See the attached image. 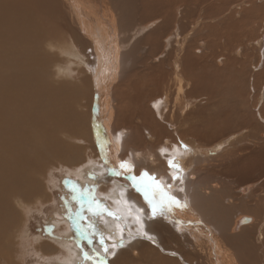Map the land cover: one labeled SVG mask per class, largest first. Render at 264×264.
<instances>
[{"label": "bare ground", "instance_id": "1", "mask_svg": "<svg viewBox=\"0 0 264 264\" xmlns=\"http://www.w3.org/2000/svg\"><path fill=\"white\" fill-rule=\"evenodd\" d=\"M66 47L87 58L78 83L57 68ZM250 79L264 122V0H0V264H16L21 240L61 264H94L85 249L106 264H264V131L242 113ZM219 125L245 132L224 146L208 138ZM85 161L89 184L63 180L65 207L87 192L96 232L78 229L76 259L69 236L30 239L26 222L52 200L48 170ZM143 172L183 207L155 221L132 186ZM118 175L128 184L109 185ZM135 195L149 219L125 201Z\"/></svg>", "mask_w": 264, "mask_h": 264}, {"label": "rangeland", "instance_id": "2", "mask_svg": "<svg viewBox=\"0 0 264 264\" xmlns=\"http://www.w3.org/2000/svg\"><path fill=\"white\" fill-rule=\"evenodd\" d=\"M66 48H67V50L65 51ZM66 48L63 50L62 53H59V59H60L59 61H61L62 63L59 62L57 68L61 70V72L63 73V74L62 73L61 74L63 75V77L67 78V81L69 80L70 83H73V82L78 83L79 80L82 81L83 77L88 75L85 65L82 64L86 61L87 58L82 53H81V56L80 55L78 56V49L75 47H71V48H73V50L70 47H66ZM196 54H199V52L196 51ZM219 54L220 53L217 52L216 56ZM59 64H61V65H59ZM62 68H63V70H62ZM260 69L261 68L258 65L257 70H260ZM250 70L252 72L251 75L254 74V72H256V71H254L255 69H252L251 67H250ZM249 82H250L249 84H251V85H249V84H247L248 86L245 85L244 93H242L243 91L241 92L242 93L241 97L245 101L246 100L247 101L246 102L242 101V104L244 103L242 105L243 108L241 107L243 109V111H242V109H240L239 111H242V113L245 112L246 115L249 114L247 116L251 117V119L253 118L255 122L258 121L257 123H259L262 126V129L264 131V122H262L259 119L258 113H257V109L260 107L259 102L256 105V107H253V105H254V102H253L254 97L252 98L253 93H254V91L252 89L253 88V86H252L253 82L251 81V79ZM263 89H264V85H263V87L260 88V90L255 88V92L261 93V94H259V96H261L262 93L264 92ZM249 92H250V97L247 96L249 94ZM95 97H97L96 92H94V98ZM204 97H207V96L204 95ZM87 99H88V97L85 99V103H86ZM253 119H252V121H253ZM92 123H93V121H91L93 140H94L95 148H97V151H99L98 144H97L98 139H97V135L95 133L96 131L94 130ZM227 126H226V128H227ZM216 127L218 129H220L219 135H216L219 133V131L217 130ZM221 127H223V128L221 129ZM226 128H225V126L219 125V126H215V128L209 129V131H207L209 133L208 138L210 139L212 137L211 139H213L217 136H221V138L218 139V141L216 140V142H218V144L222 143V144H224V146H226L229 141H232V139L234 140L235 138L244 134V132H245V130H242V131H230L228 133V131H227L228 128L227 129ZM215 129L218 131V133ZM224 129H226V130H224ZM210 130L211 131L213 130V131L211 132ZM222 130H224L225 132L224 131L222 132ZM215 131H216V133H214ZM233 132H236V133H233ZM213 133H214V136H213ZM221 133H223V135H221ZM226 133H228V134H226ZM219 141H221V142H219ZM97 157H99L98 154H97L94 161H97L100 158V157L99 158H97ZM193 157H195V153H194ZM86 162L87 161H85V164H83L82 168H80V169L78 168L79 170L78 169L74 170L73 173L69 172V170L67 168H63V167H56V168L52 167L50 170H48L46 176H47V178L49 177V179L47 182L43 181V184L48 185L47 192L52 197V200H51V202L45 204L44 206H42L40 208L32 209V211L28 214V218H27V222H26L27 232L25 234L28 235V238H30V239L40 238L42 240L52 241L51 243L55 244L54 243L55 241H60L63 237L69 236V238L65 241H67V243L70 244V247H69L70 251L75 252V253L73 252L74 253L73 258H75L76 255L78 256L77 251H79V249L81 251L83 250V247H82L83 241L82 240H84V239H83V237H81L82 233L80 234L78 229H81L83 231V233L88 232V229H90L88 226V222L90 221V217H88L89 215L85 216L84 214L89 213V208H90L89 204H91V203H89V201L86 202L84 194H87V192H83V194L76 195L74 200H70L68 203V206L65 207L62 201H63V196H64L63 195L64 189H65V187H67V185H66V183L64 185V181L70 180L74 183H77L80 186L85 184V182H86V184L87 183L89 184L91 180L89 177H87V175H82V169H86V171L90 172V174H91V172L94 171L92 168H94L95 165L93 164V161H90L88 163H86ZM88 167H89V169H88ZM136 175L138 176V178H140L141 173L136 174ZM55 181L56 182L58 181V182L56 183ZM110 182L111 183H109V185H113L116 187H118L120 185V183H123V184L127 183L128 184V180H126L125 178H121L119 175L115 176V178H113L112 181H110ZM241 189H238L237 191H235L236 194L240 193ZM105 194H109V190ZM104 196L106 197V195H103V197L101 196L102 200H105ZM135 197H137V199H138L137 202H134L131 197L128 200L127 196L125 197V201H127L131 205L132 209H134L133 210L134 215L141 213L144 218H148V211H147L149 209L148 206L145 204L144 200H142V198L139 195H135ZM92 199L94 200L96 198H92ZM124 206H126V204ZM114 213H116V211H114ZM91 214L92 213H90V215ZM134 215H133V217H134ZM93 216L94 215L92 214V217ZM154 219H155V221L160 220L157 216L154 217ZM150 220H152L151 217H150ZM72 239H74L73 243H71ZM76 239H78V243H77ZM140 241L143 243H147L150 245V247L154 248L152 245L154 243H150L151 240L148 241V240L142 239ZM20 242H19V245H17V247H16L17 256H14V261L16 262V264H47L50 262H52V264H61L60 260L58 261V260L53 259V260L49 261L46 259V257H42L39 253H36L34 250V247H36V244H34L33 246H30V247L29 246L25 247L23 245L24 241L21 240ZM59 249L62 250L63 248L59 246ZM154 249L157 250L156 248H154ZM158 250L160 251V249H158ZM63 251H64V249H63ZM85 251L88 252L90 250L85 249ZM184 251L188 252V253L191 252L187 248H184ZM161 255L167 256L169 258H174L178 261V259L176 257H170V256L162 254V253H161ZM89 257H90V255H89ZM91 257H93L92 254H91ZM42 258H44V259H42ZM76 259H80L79 256L76 257Z\"/></svg>", "mask_w": 264, "mask_h": 264}, {"label": "snow or ice", "instance_id": "3", "mask_svg": "<svg viewBox=\"0 0 264 264\" xmlns=\"http://www.w3.org/2000/svg\"><path fill=\"white\" fill-rule=\"evenodd\" d=\"M183 147L185 149H187L186 145H183ZM164 150L162 149V152ZM169 167H177V165L174 164V162L172 160L168 161ZM132 165L129 164L128 162H124L122 161L120 163V168L127 171L128 173H131L132 171ZM119 174V173H117ZM145 178H147V180L149 181V183H143V181L145 180ZM132 179V186L136 188V190L138 192H141L144 196L145 201L148 203L152 215L153 217H155L157 215V213L159 212L161 215L165 214L166 212H169L172 210V208L175 207H183L180 202L174 197L169 195L164 188L160 185L159 182H157L155 180L154 176H149V174L147 172H143L139 178V183L138 178L133 175L131 177ZM174 179H178V177H174ZM170 187V185H169ZM182 190V189H181ZM93 215H96V213H93ZM108 215H113L112 213H108ZM88 226L89 228L93 229L92 235L95 236L96 232H95V226L91 223V221L88 222ZM143 236H145L147 239H152V237L150 235H148L147 233H141ZM87 237V234H85ZM88 238V242L89 244L92 243V239L91 237H87ZM100 244L103 247V251L104 253L107 255L109 254V249L108 246L106 244H104V240H103V234L100 235ZM124 247V241L123 239H121L118 243H115L112 245L113 249H119V248H123ZM112 256L116 255L115 251L111 252ZM83 256L85 260L88 259H93L94 260V264H106V260L104 256H94V257H89L87 252H83Z\"/></svg>", "mask_w": 264, "mask_h": 264}]
</instances>
